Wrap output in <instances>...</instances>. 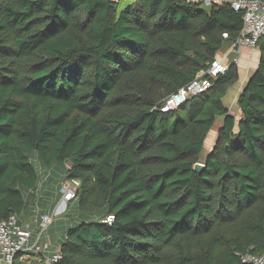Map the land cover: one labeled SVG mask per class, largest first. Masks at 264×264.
I'll use <instances>...</instances> for the list:
<instances>
[{"label": "trees", "instance_id": "1", "mask_svg": "<svg viewBox=\"0 0 264 264\" xmlns=\"http://www.w3.org/2000/svg\"><path fill=\"white\" fill-rule=\"evenodd\" d=\"M242 17L199 0H0V221L52 207L76 181L54 264L264 254V38L238 122L223 103L235 65L159 111L234 44Z\"/></svg>", "mask_w": 264, "mask_h": 264}, {"label": "built area", "instance_id": "2", "mask_svg": "<svg viewBox=\"0 0 264 264\" xmlns=\"http://www.w3.org/2000/svg\"><path fill=\"white\" fill-rule=\"evenodd\" d=\"M205 4L218 6L227 5L234 12H241L242 27L234 41V49L249 48L256 49L258 41L264 38V0H199ZM233 49V50H234ZM227 61L226 63H224ZM230 65H238V59L231 57V52L224 55L222 59H214L209 64L207 70L197 76L192 82L180 88L175 94L163 100L159 107L160 113H168L193 96L205 91L209 85L210 78L224 75ZM79 183L76 181H65L60 188L61 197L69 202L76 198ZM60 197V198H61ZM60 200V199H59ZM53 209L46 214L37 213L35 222L37 223L36 234L29 227L18 225L14 216H9L5 221H0V264H13L19 254L31 253L38 255L41 250H46L51 245L47 240L40 243L43 234L49 229L54 221ZM114 218L107 216L103 223L110 225ZM33 238V240H32ZM60 260L58 253L45 257L44 264H54ZM243 264H264V254L260 256H245L242 258Z\"/></svg>", "mask_w": 264, "mask_h": 264}, {"label": "crops", "instance_id": "3", "mask_svg": "<svg viewBox=\"0 0 264 264\" xmlns=\"http://www.w3.org/2000/svg\"><path fill=\"white\" fill-rule=\"evenodd\" d=\"M192 1H198V0H192ZM224 48L228 50L227 51L228 53L231 52V57L238 59V65H237L238 80L234 85H232L227 90L223 100L225 108L228 110L230 114H232L235 117L236 122H238L241 118V113L236 105V101L243 87L246 85L248 79L254 73V71L258 66L259 51L257 48L234 49V44L229 46L225 45ZM222 57L219 56L220 59ZM220 124H221V120H218L216 129L220 126ZM216 129H215V133H216ZM54 206L55 205H53L52 207L38 208L37 213L46 214L48 211L52 210ZM37 213L36 212L30 213L23 220L18 219V225L25 228L29 227V229L33 232V238L36 234V229H37V223L35 222V217ZM51 227L47 230V232L43 234L40 240V243H45L47 240H49L51 243L49 248L46 250H41V252L38 255L31 253L18 255V261L21 264H44L45 257L58 253L60 240L62 238L61 236L63 235L62 232L65 228L61 227L60 229H52Z\"/></svg>", "mask_w": 264, "mask_h": 264}, {"label": "rangeland", "instance_id": "4", "mask_svg": "<svg viewBox=\"0 0 264 264\" xmlns=\"http://www.w3.org/2000/svg\"><path fill=\"white\" fill-rule=\"evenodd\" d=\"M227 51L228 50L223 48L218 53V55L216 56V59H220L219 56L222 57L223 55L228 54ZM226 62L227 61H225L224 63H226ZM216 127H217V123L215 124L214 128L212 129V131L209 133V135H208V137H207V139H206V141L204 143V150H203V153H202V159L215 146V143H216L215 129H216ZM198 164H202V163L199 162ZM75 205H76V202H74L73 199L70 200L69 202H67V200H65L64 198L61 197L60 200L57 201V203L55 204V206L53 208L54 222H53V225H51L52 227L51 226L50 227L52 229H60L61 227L62 228L65 227V226L71 227L72 225H74V221L72 220V218H73V213H74V210H75Z\"/></svg>", "mask_w": 264, "mask_h": 264}, {"label": "water", "instance_id": "5", "mask_svg": "<svg viewBox=\"0 0 264 264\" xmlns=\"http://www.w3.org/2000/svg\"><path fill=\"white\" fill-rule=\"evenodd\" d=\"M203 167L204 166L202 164H198L197 163V164L194 165L193 170H194L195 173L199 174L201 172V170H202Z\"/></svg>", "mask_w": 264, "mask_h": 264}]
</instances>
